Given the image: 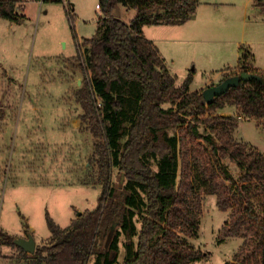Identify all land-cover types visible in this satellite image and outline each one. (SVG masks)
Instances as JSON below:
<instances>
[{
  "label": "trees",
  "instance_id": "trees-1",
  "mask_svg": "<svg viewBox=\"0 0 264 264\" xmlns=\"http://www.w3.org/2000/svg\"><path fill=\"white\" fill-rule=\"evenodd\" d=\"M28 1L0 0V17L22 22ZM200 1L100 0L103 15L96 34L81 41L75 35V65L83 73L81 119L95 138L96 180L102 190L97 205L66 227L47 213L48 242L36 245L31 257L17 245L26 264H91L94 258L93 264H195L207 257L189 240L198 236L204 212L196 182L201 160L228 182L218 189L212 185L210 192L217 194L221 210L234 208L233 232L239 234L242 226L255 232L225 264H264V152L234 136L240 116L264 123V69H256L244 50L240 72L261 79L242 80L208 103L203 89H191L192 73L177 84L159 47L144 32L146 25L185 24ZM254 2L264 12V0ZM119 4L136 9L137 15L128 23L114 17ZM73 10L69 3L71 19ZM228 73L220 81L235 74ZM227 105L238 113H218ZM225 159L237 165L238 179ZM208 167L203 166V175ZM115 170L124 175V184H115ZM122 236L125 256L120 261ZM0 239L16 244L2 229Z\"/></svg>",
  "mask_w": 264,
  "mask_h": 264
},
{
  "label": "rangeland",
  "instance_id": "rangeland-1",
  "mask_svg": "<svg viewBox=\"0 0 264 264\" xmlns=\"http://www.w3.org/2000/svg\"><path fill=\"white\" fill-rule=\"evenodd\" d=\"M68 2L74 7L73 19ZM98 4L100 0H29L22 22L0 17V229L15 238L31 233L36 245L50 238L47 213L66 227L79 211L94 208L101 194L95 138L82 122L84 110L78 101L83 73L74 59L75 35L81 41L97 32L103 15ZM112 13L128 23L137 10L119 4ZM144 30L177 84L192 73V90L220 83L229 71L239 74L244 50L255 67H264V12L254 0H201L185 24H152ZM218 112L232 115L238 110L227 105ZM234 136L264 152V123L240 116ZM223 161L238 179L237 165ZM203 166L208 167L201 160L196 182L204 212L198 236L189 240L209 253L195 264H225L255 232L243 226L239 234L233 232L236 228L229 224L234 208L221 210L217 194L210 192L212 185L218 189L228 182L209 167L203 175ZM113 180L118 186L125 183L117 170ZM124 240L122 236L120 261ZM1 242L0 264L27 263L17 244Z\"/></svg>",
  "mask_w": 264,
  "mask_h": 264
},
{
  "label": "water",
  "instance_id": "water-1",
  "mask_svg": "<svg viewBox=\"0 0 264 264\" xmlns=\"http://www.w3.org/2000/svg\"><path fill=\"white\" fill-rule=\"evenodd\" d=\"M251 79L260 80L261 77L256 73L243 70L239 74H235L225 78L223 81H221L218 84H214L212 86L203 89V95L205 96L207 102L210 103L213 101V99L216 96L226 92L230 87L238 86L242 80H251ZM81 213L82 211H79L77 215L79 216ZM15 243L21 246L22 248H24L27 252L30 253L35 252L36 240L31 233L29 234L28 238L25 237L15 238Z\"/></svg>",
  "mask_w": 264,
  "mask_h": 264
},
{
  "label": "crops",
  "instance_id": "crops-1",
  "mask_svg": "<svg viewBox=\"0 0 264 264\" xmlns=\"http://www.w3.org/2000/svg\"><path fill=\"white\" fill-rule=\"evenodd\" d=\"M41 3H44V2H41ZM255 3V2H254ZM257 6V5H256ZM74 8V7H73ZM11 22H13V21H11ZM145 31V30H144ZM256 69H264V67H259V66H257V67H255ZM222 109H224V108H222ZM219 113V112H218Z\"/></svg>",
  "mask_w": 264,
  "mask_h": 264
},
{
  "label": "built area",
  "instance_id": "built-area-1",
  "mask_svg": "<svg viewBox=\"0 0 264 264\" xmlns=\"http://www.w3.org/2000/svg\"><path fill=\"white\" fill-rule=\"evenodd\" d=\"M97 7L100 8V5L98 4Z\"/></svg>",
  "mask_w": 264,
  "mask_h": 264
}]
</instances>
